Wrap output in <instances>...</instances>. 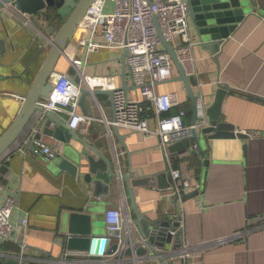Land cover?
Instances as JSON below:
<instances>
[{"label":"crops","instance_id":"crops-1","mask_svg":"<svg viewBox=\"0 0 264 264\" xmlns=\"http://www.w3.org/2000/svg\"><path fill=\"white\" fill-rule=\"evenodd\" d=\"M27 17L12 8L0 9V39L4 38L6 47V53L0 56V135L21 107V102L11 93L25 96L29 91L51 40L62 24L61 21L60 25L53 26L41 14L43 35L25 24ZM189 30L196 42L194 54L206 105L212 103L219 86L229 87L222 99L219 118L232 124L234 132L241 136L209 138L201 134L200 149H192L197 143L190 137L172 142L163 150L159 137L120 128L124 147L115 133L107 136L105 124L100 121L82 123L75 131L115 166L119 158L120 172L127 174L131 169L132 183L134 179L149 176L147 185L132 187L142 214L160 218L167 210L177 209L176 215L184 225L180 239L191 246V250L185 259H178L174 264H264V15L256 9L250 11L224 40L218 59L202 46L191 18ZM75 42L76 39L65 51L67 54L74 51L79 56L82 51L76 49ZM119 57L120 53L114 50L93 52L81 69L88 76L117 74L121 84ZM57 69L72 73L66 55L59 60ZM173 74L172 79L156 86L157 91L169 93L180 103L179 107H185L183 119L190 124L192 107L185 84L173 80L178 76L176 69ZM127 83L134 91L129 78ZM190 83L197 93L194 80ZM95 97L101 108L88 95L84 101L87 115L100 118L105 114L110 118L113 108L109 96L98 94ZM79 110L83 113L80 107ZM177 110L176 106L172 112ZM57 114L65 121L64 114ZM151 118L149 126L155 128ZM35 129L0 160V202L11 194L17 199L11 218L28 221L24 229L16 230L10 239L0 244V264H6L9 253L21 252L30 264H59L57 260H61L64 253L68 261L77 264H100L103 257L65 252L61 217L67 210L88 207L92 215H97V223L106 228L103 219L107 208L126 206L134 216L127 184L116 177L109 188L101 185L94 192L93 186L83 179V173L88 171L86 157L99 163L97 171L105 162L93 152L95 150L78 140L63 143L42 136L40 140L57 150L58 158L55 156L52 160L33 153L22 154L18 149ZM61 157L71 162L80 157L77 176L59 168ZM168 166L179 170L191 185L198 181L200 189L190 191L198 193L178 199L176 204L174 197H161L160 189L169 180L168 175L163 176ZM171 214L170 218L176 219L173 212ZM174 247L175 243L170 242L165 248Z\"/></svg>","mask_w":264,"mask_h":264},{"label":"built area","instance_id":"built-area-1","mask_svg":"<svg viewBox=\"0 0 264 264\" xmlns=\"http://www.w3.org/2000/svg\"><path fill=\"white\" fill-rule=\"evenodd\" d=\"M108 2H110L109 6H107ZM84 15L77 26L84 35L75 42L76 49L82 52L79 56L74 51L64 54L67 56L72 73L59 71L56 74L51 96L39 102L43 106V113L51 111L56 114H64L68 128L73 131L79 128L82 123H90L94 120L105 124L106 134L109 137L114 134L113 127L155 135L159 137L163 150L170 143L190 138L193 132H199L209 126L206 115L208 105H206L194 54L196 42L189 30L191 7L187 0H94ZM25 24L33 29H38L29 17L26 18ZM38 30L40 34H43L41 29ZM163 41L174 50L179 65H182L189 80H194L195 89L198 91L194 92L197 107L196 118L198 119L193 124H187L183 119L186 115L185 107H179L180 103L169 93L157 91L156 86L163 81L172 79L173 71L176 69L169 52L162 44ZM100 50H114L120 53V56L126 52V83L129 78L134 91L131 89L125 91L118 83L119 76L117 74L91 76L83 74L81 68L85 65L88 57L91 53ZM74 74L77 77V83H73L71 80ZM81 87H86L91 92L94 103L99 108L101 105L97 102L93 92L97 89L113 91V115L108 118L103 114L98 118L81 113L78 104ZM11 95L20 102L24 97L14 93ZM176 106L178 110L172 112ZM150 118L154 119L155 128L149 126ZM35 132L24 141V145L18 150L22 154L33 153L46 160L54 159L57 155L56 148L42 140H32ZM196 147L197 145L194 144L192 149ZM166 156L168 157V154ZM116 159L115 173H117V179L121 180L120 160ZM168 172H170L169 180L166 186L160 189L162 190L161 197L164 199L172 197L180 199L183 194L200 189L198 181L191 185L188 180L182 178L179 170L168 166ZM16 205L17 199L11 194L0 202V244L10 239V235L14 234L16 230L24 229L28 223L27 219L17 221L11 218V211ZM176 210H167L164 215L171 217L173 212V216L176 218L172 219V222H177V225L174 228L173 226L169 228V234L172 236L171 242L175 243V247L166 249L155 245L157 250L155 253L141 238L138 228L134 224V216L128 207L107 208L104 216L105 227L109 230L119 231L114 236V242L118 247L113 254L97 255L103 257L99 263L162 264L160 261L162 258L174 264L178 259H185L189 255L191 246L183 243L180 239L184 225L178 219ZM173 238H177V240ZM139 247L145 248L146 253L137 254L135 250ZM126 249L133 250L132 254H122ZM66 255L67 253H64L63 258L57 260L59 264L69 262L77 264L76 261H68ZM13 257L15 258V254L7 255V259ZM22 259L25 257L21 252L18 254V260Z\"/></svg>","mask_w":264,"mask_h":264},{"label":"water","instance_id":"water-1","mask_svg":"<svg viewBox=\"0 0 264 264\" xmlns=\"http://www.w3.org/2000/svg\"><path fill=\"white\" fill-rule=\"evenodd\" d=\"M94 0H0V9L12 8L20 12L23 15L29 17L33 25L38 29H43L39 21V16L42 14L46 17V13L49 9L55 11L62 19V24L55 32L52 39L48 53L43 59L38 73L30 85L29 91L23 97L21 101V107L19 108L16 116L10 122L11 124L4 129L0 135V160L10 152L14 146L19 144V140H22L30 130L36 128V132L33 135L34 141H40L42 136L50 137L54 140H59L63 143H69L71 140L81 141L85 146H89L95 152L102 161L105 162L97 171L98 162L94 161L92 157L87 156L88 171L83 173V179L88 184L93 186V190L101 185L109 186L112 184L114 178H116L115 165L103 153L93 148L90 144L85 142L82 137L73 130L68 128L67 123L58 114L51 111L43 112V106L39 103L40 100L49 98L54 90L53 80L56 74L59 72L57 65L61 57L66 53L65 49L73 42V40H79L83 37L77 26L85 16L87 9ZM191 7L192 22L198 30L199 39L202 42V46L208 49L216 59L222 49L224 40L226 41L234 32L237 24L241 22L250 11L258 10L264 15V0H187ZM260 6L257 8V4ZM164 48L169 52L173 65L175 66L178 76L173 80L182 81L185 84L187 97L191 102L192 107V121L195 123L197 107L195 101V93L192 89L189 77L185 75L182 65H179L174 50L166 43L162 42ZM5 40L0 39V56L6 52ZM126 52L120 56L122 72L121 85L122 88L127 91L131 87L126 83V67H125ZM73 83H77V77L74 74L71 77ZM229 90L227 86H219L214 93L212 103L207 107V118L209 119V126L204 127L199 132L192 133V139H195L197 148H201L200 139L201 134H207L209 138L227 137L234 138L235 136H241L239 132H234L232 124L220 120V108L222 99L226 92ZM81 95L78 100V104L84 114L87 113L85 106V98L91 95V92L86 87H81ZM94 95L107 94L109 101L112 103L113 91H104L97 89ZM39 114L38 117H36ZM114 133L117 138L120 139L122 145L126 147L125 141L119 133L118 127H113ZM57 157V156H56ZM58 158V157H57ZM74 161H68V159L60 158L59 168L61 170L68 171L71 175L77 176L78 165L81 164L80 157L73 158ZM207 163V161H205ZM97 166V167H96ZM133 173L131 169L127 174H122V179L127 184V191L129 192V198L131 199V208L134 213V224L137 226L141 238L149 245V249L157 253L155 248L159 246L165 248L167 243L172 241V236L169 234V228H173L177 225V222H172L169 215L160 218H151L144 215L137 208L134 191L132 187L134 185H147L149 176L134 179L132 183ZM170 176L168 169H166L163 176ZM198 192H187L183 194L180 200L196 194ZM178 198H175V203ZM92 209L84 208L83 210L65 211L61 217V231L63 234L65 250L71 254L79 255L82 253H88L90 255L100 254H113L116 251L118 245L113 241L115 234L118 230H109L100 226L96 220L97 215H92ZM174 239V238H173ZM174 240H177L174 239ZM133 250L126 249L122 254L131 255ZM137 254H145L146 249L139 247L135 250ZM18 254H15V258L8 259L6 264H30L27 259L18 260ZM162 264H172L170 261L160 259ZM155 263V262H154ZM32 264H39L37 262ZM44 264H53L51 262Z\"/></svg>","mask_w":264,"mask_h":264},{"label":"trees","instance_id":"trees-1","mask_svg":"<svg viewBox=\"0 0 264 264\" xmlns=\"http://www.w3.org/2000/svg\"><path fill=\"white\" fill-rule=\"evenodd\" d=\"M47 20L49 24L53 26H58L61 24V17L55 13V11L49 9L48 12L46 13ZM58 21V22H57Z\"/></svg>","mask_w":264,"mask_h":264},{"label":"rangeland","instance_id":"rangeland-1","mask_svg":"<svg viewBox=\"0 0 264 264\" xmlns=\"http://www.w3.org/2000/svg\"><path fill=\"white\" fill-rule=\"evenodd\" d=\"M109 3H110V2H108L107 6L110 5ZM57 22H58V21H57ZM43 31H44V27H43ZM70 44H71V43H70ZM70 44H69V45H70ZM69 45H68V46H69ZM68 46H67V47H68ZM70 46L72 47V45H70ZM70 46H69V47H70ZM98 217H99V215H98ZM103 221H104V219H103Z\"/></svg>","mask_w":264,"mask_h":264},{"label":"bare ground","instance_id":"bare-ground-1","mask_svg":"<svg viewBox=\"0 0 264 264\" xmlns=\"http://www.w3.org/2000/svg\"><path fill=\"white\" fill-rule=\"evenodd\" d=\"M113 241H114V239H113Z\"/></svg>","mask_w":264,"mask_h":264}]
</instances>
